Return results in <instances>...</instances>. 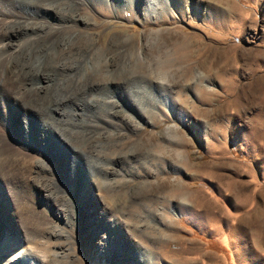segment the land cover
<instances>
[{"label": "rangeland", "instance_id": "rangeland-1", "mask_svg": "<svg viewBox=\"0 0 264 264\" xmlns=\"http://www.w3.org/2000/svg\"><path fill=\"white\" fill-rule=\"evenodd\" d=\"M47 1L0 0V17L21 24L17 49L44 56L41 93L72 92L50 98L53 115L109 122H63L71 148L103 167L81 195L65 137L52 133L46 153L63 150L64 168L14 177L20 203L0 186V264H22L24 250L40 264H124L139 249L146 264H264V0ZM138 82L150 86V119L121 95Z\"/></svg>", "mask_w": 264, "mask_h": 264}, {"label": "bare ground", "instance_id": "bare-ground-1", "mask_svg": "<svg viewBox=\"0 0 264 264\" xmlns=\"http://www.w3.org/2000/svg\"><path fill=\"white\" fill-rule=\"evenodd\" d=\"M49 1V0H48ZM47 1V2H48ZM77 1V0H76ZM75 1V2H76ZM81 1V0H80ZM84 1V0H83ZM125 2H132L135 3L136 0H124ZM156 0H145L146 2V6L150 5V4H154ZM46 2V3H47ZM79 2V1H78ZM115 2V1H114ZM38 3V2H37ZM36 3V4H37ZM35 4V1L34 3ZM32 4V5H33ZM124 4V2L122 3ZM45 5V4H44ZM47 5V4H46ZM70 5V4H69ZM50 6V5H49ZM48 6V7H49ZM119 6V5H118ZM117 6V7H118ZM178 6H182V4H178ZM190 6V2L188 3L187 0L183 1V7L185 8H189ZM18 7V6H17ZM30 7V6H28ZM42 8V7H41ZM32 9V8H31ZM37 9V8H36ZM35 9V10H36ZM43 9V8H42ZM6 10V9H5ZM12 10V9H11ZM7 11V10H6ZM28 11V10H27ZM31 11V10H30ZM48 11V10H47ZM9 12V11H7ZM12 13V12H11ZM32 13V12H31ZM39 13V11H38ZM4 14V13H3ZM10 14V13H9ZM17 14V13H16ZM36 14V13H35ZM70 14V13H69ZM12 15V14H11ZM56 15V14H55ZM58 15V14H57ZM71 15V14H70ZM32 16V15H30ZM75 16V15H74ZM29 17V16H28ZM61 17V16H60ZM65 17V16H64ZM69 17V16H68ZM48 18V17H47ZM27 19V18H26ZM7 20V21H6ZM9 19H5V17L1 16L0 17V123L2 125L3 128H0V186L2 184V182L4 183V181L8 184V189L11 192V189L13 188V194L15 195L16 199L19 201H24V197L23 195L25 194L24 192H22L24 190H15L16 185H15V181H13V178H17L19 176L24 178V182L27 181L28 179V175L33 172V169L37 168L39 166L40 163H48L51 166H53V168H55V165H57L59 167H61V169H63L64 167L62 166V163L59 159V156H62L63 150L61 149H57V147H52L55 156H48V154L46 153V148L50 147L52 143H50V135L53 133H62L63 136L66 138V134L68 131V127L67 125H64L63 122L66 120V118H69L71 120H77L80 121L81 123H84L85 127L91 128V120L95 119L98 120L99 123L98 124H102L100 123V120H104V119H100V115L99 113L96 112H92L90 114H87V117L84 116L83 118H79L78 114H68L67 115H62V117H58L56 115H53L51 113V104L50 103V98L54 97V100L57 101H61L59 102L62 103V100L66 101L65 99L69 98L68 96H70V92H66V89H64L60 83L56 84L55 86H53V92L50 95L47 94H42L40 91L41 88V84H37L38 81L36 82L35 80V74L38 73V66L40 65V63H46L43 59L44 56L41 55H36L33 53V50L30 49H22V47L19 49L16 43L11 41L12 39L11 37V32L14 30H18L20 31V28L22 27L20 23H15L12 24V22L8 21ZM23 20V19H22ZM32 20V19H31ZM52 20V19H51ZM66 20V18H65ZM70 20V19H68ZM41 21V20H40ZM45 21V18L44 20ZM49 21V20H48ZM64 21V20H63ZM74 21V20H73ZM29 22V21H28ZM27 22V23H28ZM37 23V22H36ZM35 23V24H36ZM74 23V22H73ZM39 24V23H38ZM46 24V23H45ZM37 25V24H36ZM35 25V27H37ZM28 26V24H27ZM33 26V25H31ZM30 27V26H28ZM27 27V28H28ZM34 27V28H35ZM47 27V26H46ZM24 28V27H23ZM31 28V27H30ZM38 28V27H37ZM36 28V29H37ZM53 28V27H52ZM58 28V27H57ZM39 29V28H38ZM51 29V28H50ZM28 30V29H27ZM33 30V28H32ZM46 30V29H45ZM43 31V30H42ZM48 31V30H47ZM22 32V31H21ZM37 32V31H36ZM24 33V32H23ZM27 33V32H26ZM46 33V32H45ZM35 35V34H34ZM18 36V35H17ZM32 36V35H31ZM24 37V36H23ZM43 37V35H42ZM41 38V37H40ZM42 39V38H41ZM45 39V38H43ZM51 39V38H50ZM38 40V39H37ZM36 41V40H34ZM32 42V40H31ZM41 42V41H40ZM20 43V42H19ZM28 44V42H26ZM34 43V42H33ZM22 44V43H21ZM36 44V43H35ZM57 45V44H56ZM49 46V45H48ZM25 47V46H24ZM29 48V47H28ZM54 49V48H53ZM57 49V47H56ZM46 50V49H45ZM41 51V50H39ZM53 51V50H52ZM35 52V51H34ZM43 52V51H42ZM37 53V52H36ZM50 53V52H49ZM54 53V51L52 52ZM38 54V53H37ZM40 54V53H39ZM48 54V52L46 53ZM51 56V55H50ZM53 56V55H52ZM93 60V59H92ZM58 61V60H56ZM89 61V60H88ZM97 62V61H96ZM100 62V61H99ZM48 63V60H47ZM90 63V62H89ZM60 64V63H59ZM62 64V63H61ZM54 66V65H53ZM93 66V65H91ZM44 67V66H43ZM42 67V70H43ZM60 67V66H59ZM62 67V66H61ZM88 67V65H87ZM47 68V66H46ZM45 68V69H46ZM51 68V67H50ZM57 68V67H56ZM82 68V67H81ZM89 68V67H88ZM94 67H92L93 69ZM40 69V68H39ZM49 70V69H46ZM66 70V69H65ZM45 71V70H44ZM61 71V70H60ZM90 71V70H89ZM94 71V70H93ZM50 72V71H48ZM86 72V71H84ZM41 73V71H40ZM46 73V71H45ZM64 73V72H62ZM51 74V73H50ZM61 74V73H60ZM85 74V73H84ZM38 75V74H37ZM43 75V74H42ZM48 75V74H47ZM56 75V74H55ZM67 75V74H65ZM40 76V75H38ZM37 76V77H38ZM63 76V75H61ZM69 76V75H68ZM44 77V75H43ZM59 77V76H58ZM64 77V76H63ZM46 78V77H45ZM79 78V77H78ZM44 79V78H43ZM57 79V77H56ZM62 79V78H61ZM69 79V78H68ZM47 80V79H46ZM63 80V79H62ZM83 80V79H82ZM85 80V79H84ZM132 80V79H131ZM57 81V80H56ZM60 81V80H59ZM41 82V81H40ZM46 82V81H44ZM52 82V81H51ZM62 82V81H61ZM67 82V81H66ZM78 82V81H77ZM53 83V82H52ZM46 84V83H45ZM50 84V82H49ZM77 84V83H76ZM43 86V84H42ZM50 86V85H49ZM52 86V84H51ZM50 86V87H51ZM77 86V85H76ZM84 86V85H82ZM50 87L46 88L47 90H50ZM104 87V86H103ZM101 87V88H103ZM109 87V86H108ZM111 87V86H110ZM125 87V86H124ZM84 88V87H83ZM82 88V89H83ZM86 88H88L86 86ZM105 88V87H104ZM112 88V87H111ZM110 88V89H111ZM117 88V86H116ZM115 88V89H116ZM120 88V87H119ZM122 88V87H121ZM81 89V88H80ZM114 89V88H113ZM112 89V90H113ZM42 90V89H41ZM92 90V89H91ZM94 90H98L99 93L101 90L99 89H94ZM93 90V91H94ZM118 90V89H116ZM84 91V89H83ZM106 91V90H105ZM119 91V90H118ZM122 93L121 95L123 96L124 100H126L127 102H129L131 100V102H134L136 104V106L138 108H140L141 110V114L146 118L150 119V86L148 83H136V84H130L128 86H126V88L120 90ZM43 92V91H42ZM48 92V91H47ZM95 92V91H94ZM108 94L111 93V91H108ZM110 92V93H109ZM80 93V92H79ZM91 93V92H90ZM97 93V92H96ZM95 93V94H96ZM113 93V92H112ZM119 93V92H118ZM117 93V94H118ZM76 94V93H75ZM73 94V95H75ZM85 94H87V92L85 91ZM84 94V95H85ZM98 94V93H97ZM81 95V93L79 94ZM79 95L76 99L79 98ZM90 95V94H89ZM93 95V94H92ZM99 95V94H98ZM97 95V96H98ZM107 95V94H106ZM76 96V95H75ZM74 96V97H75ZM83 96V95H82ZM94 96V95H93ZM101 96V95H100ZM109 96V95H108ZM112 96V95H111ZM85 97V96H84ZM84 97H81L82 101H79L80 103L82 102L84 103L85 99ZM110 97V96H109ZM120 97V96H119ZM101 98V97H100ZM105 98V97H104ZM107 98V96H106ZM122 98V99H123ZM71 99V97H70ZM75 99V98H74ZM74 100V102H77L78 100ZM80 99V98H79ZM115 99V96H114ZM53 100V98H52ZM69 99H67L68 101ZM89 100V99H88ZM91 103L95 102V100L90 99ZM46 101V102H45ZM54 101V104H55ZM73 101V100H72ZM71 103V101H69ZM73 102V103H74ZM87 102V104H91ZM98 102V101H97ZM118 102V100H117ZM131 102H129L131 104ZM53 103V102H52ZM68 103V102H67ZM99 104H105L104 102L100 101L98 102ZM115 103V102H114ZM108 104V103H107ZM111 104V103H110ZM56 105V104H55ZM66 105V104H63ZM63 105L61 107H63ZM68 105V106H72ZM59 106V105H56ZM75 106V104H74ZM72 106V108L74 107ZM84 106V105H83ZM102 107V105H100ZM99 106V108L101 109V107ZM66 107V106H64ZM78 107V106H75ZM94 107V106H93ZM98 107V105H97ZM56 108V107H55ZM70 108V107H69ZM81 108V107H80ZM83 108V107H82ZM91 108V107H90ZM98 108V109H99ZM54 109V108H53ZM60 109V107H59ZM94 109V108H92ZM116 109V108H115ZM55 110V109H54ZM64 110V109H63ZM66 110H69L66 108ZM65 110V111H66ZM77 110V108H76ZM91 110V109H90ZM95 110V109H94ZM102 110V109H101ZM28 112H31V114H27ZM56 111L57 108H56ZM62 111V110H61ZM65 111L64 114H65ZM89 110H87V113ZM106 111V110H103ZM61 112V113H63ZM70 112V111H69ZM84 112V111H82ZM60 113V114H61ZM73 113V112H72ZM86 113V112H85ZM110 115L107 116H111L113 118V115L115 113H108ZM33 116V117H32ZM31 117L33 118V121H31ZM37 118V119H36ZM92 118V119H91ZM131 120L133 121V117H131ZM21 119V120H20ZM64 119V120H63ZM21 122L20 124V128L18 129V132H14V125H16V122ZM67 121V120H66ZM65 121V122H66ZM106 120H104L105 122ZM97 122V121H96ZM107 123H109L108 121H106ZM114 122V121H113ZM134 122V121H133ZM95 123V122H94ZM75 124V123H73ZM104 124V123H103ZM75 127V125L73 126ZM78 127V126H77ZM82 127V126H81ZM84 127V128H85ZM76 128V127H75ZM103 128V127H102ZM77 129V128H76ZM86 129V132H87ZM101 129V128H100ZM79 130V129H78ZM84 130V129H83ZM73 131V130H72ZM96 131V130H95ZM66 132V134L64 133ZM70 132V131H69ZM84 136H87V133L83 132ZM61 134V135H62ZM71 134V133H70ZM92 134V133H91ZM60 135V136H61ZM56 136V135H55ZM61 136V137H63ZM55 138V137H54ZM58 138V137H57ZM63 139L61 142L64 145H68L70 148V155H68V161H67V169L65 168V170L67 172H70V176L72 177H76L79 176L81 178L84 179V182H82V184L80 183V181L78 180L79 186L77 187L78 189L74 188V190H78L81 192V195L85 196L86 193V187L88 186V183L93 182L92 176L98 178V173H95V170L98 169H102V165L100 162V158L97 156H84L83 154L85 152H78L75 149H72L69 142L70 140ZM69 138V136H68ZM73 138V136H72ZM75 138V137H74ZM84 138V137H83ZM87 141V140H85ZM41 142V143H40ZM73 142V141H72ZM48 144L49 146H41L42 144ZM82 144V143H81ZM85 145V144H83ZM73 147V146H72ZM60 148V147H59ZM98 150V149H97ZM36 155L38 157H36ZM94 155V154H93ZM67 157V156H66ZM83 161V162H82ZM148 162V161H147ZM47 164V165H48ZM33 165V166H32ZM41 165V164H40ZM44 165V164H42ZM147 165V164H146ZM37 166V167H36ZM45 166V165H44ZM43 166V167H44ZM146 168H148L146 166ZM42 169V168H41ZM39 168V172H42ZM56 169V168H55ZM49 170V169H48ZM47 170V171H48ZM52 170V169H51ZM65 171V173H66ZM101 171V170H100ZM99 172V171H98ZM43 173V172H42ZM47 173V172H45ZM49 173H51L49 171ZM56 173V172H55ZM37 174V173H36ZM76 175V176H75ZM40 176V175H37ZM45 176V175H43ZM49 176L53 178H55L54 173H51ZM102 176V175H101ZM20 178V177H19ZM48 178V177H47ZM46 178V179H47ZM21 179V178H20ZM19 179V180H20ZM77 179V178H76ZM18 180V179H17ZM40 180V179H39ZM45 180V179H44ZM49 180V179H48ZM22 181V180H20ZM41 181V180H40ZM51 182V181H50ZM5 183V184H6ZM21 183V182H20ZM46 183V181H45ZM44 183V184H45ZM55 183V182H54ZM6 184V185H7ZM26 184V183H25ZM56 184V183H55ZM92 184V183H91ZM4 185V184H3ZM83 185V186H82ZM46 186V185H44ZM60 186V185H59ZM19 187V186H18ZM28 187V186H27ZM26 189V188H25ZM85 189V190H84ZM27 190V189H26ZM83 191V192H82ZM29 193V192H28ZM14 197V196H13ZM27 202V201H25ZM20 203V202H19ZM24 203V202H23ZM31 205V204H30ZM29 205V206H30ZM21 206V204H20ZM24 206V205H23ZM92 206V205H91ZM24 208V207H23ZM32 208V207H31ZM29 209V208H28ZM98 209V208H97ZM32 210V209H31ZM24 214V213H23ZM29 214V212H28ZM40 214V212H39ZM20 215V214H18ZM31 215V214H30ZM38 216V213L36 214ZM44 215V214H43ZM95 215V214H93ZM36 216V217H37ZM40 216V215H39ZM32 216H30L31 218ZM87 217L89 218L90 216L87 215ZM92 217V216H91ZM42 218V217H41ZM39 220V218H37ZM28 232V231H27ZM93 234L90 237H94V234L97 232V230H93ZM30 235V234H28ZM30 237L35 238V235L31 233ZM13 245V244H12ZM9 246V245H8ZM13 247V246H12ZM7 249V248H6ZM137 249V248H136ZM21 250H23L21 248ZM121 250V249H120ZM135 250V249H134ZM116 251V250H115ZM24 253V258L23 263L22 264H40L41 262L38 261V259L35 257L36 255H34L32 252H26L25 250L22 251ZM19 253V252H18ZM124 254V256H126V258H128L127 260L124 261V264H146L147 259L150 258V255H146L143 254L142 251H137V253H132V254H128L127 252L122 253V255ZM141 257H143V259H141ZM134 260V261H133ZM116 261V260H115ZM119 261V264H122L123 262H121V260H117ZM137 261V262H136Z\"/></svg>", "mask_w": 264, "mask_h": 264}]
</instances>
